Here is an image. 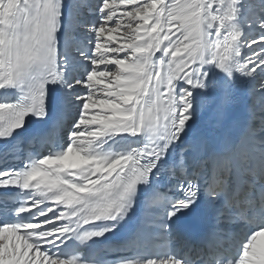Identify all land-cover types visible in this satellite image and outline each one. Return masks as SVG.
Returning a JSON list of instances; mask_svg holds the SVG:
<instances>
[{
    "label": "snow or ice",
    "instance_id": "snow-or-ice-1",
    "mask_svg": "<svg viewBox=\"0 0 264 264\" xmlns=\"http://www.w3.org/2000/svg\"><path fill=\"white\" fill-rule=\"evenodd\" d=\"M0 264H264V0H0Z\"/></svg>",
    "mask_w": 264,
    "mask_h": 264
},
{
    "label": "bare ground",
    "instance_id": "bare-ground-1",
    "mask_svg": "<svg viewBox=\"0 0 264 264\" xmlns=\"http://www.w3.org/2000/svg\"><path fill=\"white\" fill-rule=\"evenodd\" d=\"M239 98L241 100H244L245 102V112L247 114L246 118L248 119L250 107L255 106L257 110L259 109V104H260L259 97L258 96L253 97L249 95L247 92H242Z\"/></svg>",
    "mask_w": 264,
    "mask_h": 264
}]
</instances>
